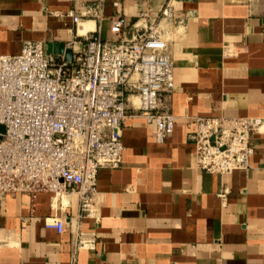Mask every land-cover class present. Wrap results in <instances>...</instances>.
<instances>
[{
  "label": "crops",
  "instance_id": "crops-1",
  "mask_svg": "<svg viewBox=\"0 0 264 264\" xmlns=\"http://www.w3.org/2000/svg\"><path fill=\"white\" fill-rule=\"evenodd\" d=\"M94 2L102 3L103 18L73 24L67 12ZM162 2L0 0V52L17 54L27 40L69 46L97 29L115 41L116 10L128 27L142 12L157 15ZM173 5L184 24L170 45V135L157 142L154 124L131 98L121 165L98 170L90 215L69 190L53 204L46 191L0 197V264H264V123L250 136L249 166L230 174L199 169L188 139L195 116L264 118V0ZM50 215L63 219L62 231L46 226Z\"/></svg>",
  "mask_w": 264,
  "mask_h": 264
},
{
  "label": "built area",
  "instance_id": "built-area-1",
  "mask_svg": "<svg viewBox=\"0 0 264 264\" xmlns=\"http://www.w3.org/2000/svg\"><path fill=\"white\" fill-rule=\"evenodd\" d=\"M173 4L163 0L157 15L142 12L128 27L116 10L110 17L115 41L103 39L99 29L75 37L66 44L71 61L47 52L41 40L25 41L17 54L0 52V197L46 191L53 204L69 190L78 194L80 213L90 215L98 170L121 165L131 98L154 124L156 141L166 140L175 118L170 45L184 24ZM102 9L94 2L67 14L77 25L83 18L102 19ZM188 122L196 166L225 175L249 166L255 151L250 136L264 118L195 116ZM62 220L50 215L46 226L62 231ZM85 245L77 240V248Z\"/></svg>",
  "mask_w": 264,
  "mask_h": 264
},
{
  "label": "water",
  "instance_id": "water-1",
  "mask_svg": "<svg viewBox=\"0 0 264 264\" xmlns=\"http://www.w3.org/2000/svg\"><path fill=\"white\" fill-rule=\"evenodd\" d=\"M46 51L49 53L61 54L64 60L71 61L72 49L64 41H49L46 43Z\"/></svg>",
  "mask_w": 264,
  "mask_h": 264
},
{
  "label": "bare ground",
  "instance_id": "bare-ground-1",
  "mask_svg": "<svg viewBox=\"0 0 264 264\" xmlns=\"http://www.w3.org/2000/svg\"><path fill=\"white\" fill-rule=\"evenodd\" d=\"M81 32L83 33V30Z\"/></svg>",
  "mask_w": 264,
  "mask_h": 264
}]
</instances>
